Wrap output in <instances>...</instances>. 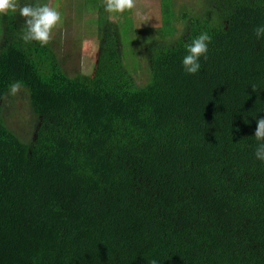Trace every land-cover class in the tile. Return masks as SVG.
I'll return each mask as SVG.
<instances>
[{
  "label": "trees",
  "instance_id": "trees-1",
  "mask_svg": "<svg viewBox=\"0 0 264 264\" xmlns=\"http://www.w3.org/2000/svg\"><path fill=\"white\" fill-rule=\"evenodd\" d=\"M195 6L162 0L158 27L123 37L100 12L92 68L74 75L23 42L18 11L0 15V264H264V0ZM14 81L27 141L4 119Z\"/></svg>",
  "mask_w": 264,
  "mask_h": 264
},
{
  "label": "rangeland",
  "instance_id": "rangeland-1",
  "mask_svg": "<svg viewBox=\"0 0 264 264\" xmlns=\"http://www.w3.org/2000/svg\"><path fill=\"white\" fill-rule=\"evenodd\" d=\"M18 2L23 6L48 4L61 13L62 22L54 30V38L49 45L68 75L86 74L92 68L95 30L98 28L100 12L104 11L111 21V15L120 18L117 24L122 37L126 32L131 35L130 28H134L135 33L139 34L147 27L155 29L160 24L162 15V0H136V8L123 14L107 13L105 0H18ZM196 2L197 0H170L172 7L178 8L196 7ZM130 35L127 36L128 41ZM123 40V45L128 46L125 39ZM132 46L134 45L131 43L130 48H133ZM3 102L7 127L22 140L31 139L35 123L26 91L22 88L16 95L7 93Z\"/></svg>",
  "mask_w": 264,
  "mask_h": 264
},
{
  "label": "clouds",
  "instance_id": "clouds-1",
  "mask_svg": "<svg viewBox=\"0 0 264 264\" xmlns=\"http://www.w3.org/2000/svg\"><path fill=\"white\" fill-rule=\"evenodd\" d=\"M136 8V0H105V11L109 14H123ZM19 12L24 19V31L21 39L25 43L37 42L41 47L47 46L53 40L54 30L62 22L61 13L48 4L20 6L18 0H0V15H7L9 12ZM110 18L115 19V15ZM257 39L264 37V25L255 28ZM212 37L207 33H201L187 45V55L182 60V66L187 74L195 75L201 68L200 59H207L208 46ZM23 88L22 81H14L10 84L9 94L16 95ZM253 91H256L253 87ZM260 142L255 150V158L264 161V116L255 120L254 135ZM149 264H157L156 260L149 261Z\"/></svg>",
  "mask_w": 264,
  "mask_h": 264
}]
</instances>
